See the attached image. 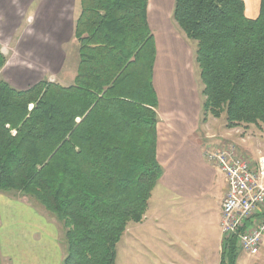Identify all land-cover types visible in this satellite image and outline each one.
Here are the masks:
<instances>
[{"label": "trees", "instance_id": "1", "mask_svg": "<svg viewBox=\"0 0 264 264\" xmlns=\"http://www.w3.org/2000/svg\"><path fill=\"white\" fill-rule=\"evenodd\" d=\"M78 1L72 83L18 90L0 79V193L25 196L56 220L60 264H115L162 176L156 48L148 0ZM172 20L195 42L202 121L264 126V0L254 19L244 0H174ZM5 64L0 47V71ZM224 253L221 264H235V238Z\"/></svg>", "mask_w": 264, "mask_h": 264}, {"label": "crops", "instance_id": "2", "mask_svg": "<svg viewBox=\"0 0 264 264\" xmlns=\"http://www.w3.org/2000/svg\"><path fill=\"white\" fill-rule=\"evenodd\" d=\"M72 1L77 8L75 19L71 16L72 19L68 21L71 35L80 13L79 1ZM32 2H28L30 7ZM256 2L259 3V0H253L252 3ZM244 3L246 16L256 18L258 11L250 15L247 13V4H252L251 0H244ZM54 4L59 13L65 1L54 0ZM173 4L174 0H148L147 19L154 36L156 59L157 54L165 52L170 54V58L163 59L162 67H166L164 63L168 61L169 68L184 70L183 63L174 59L175 52L167 46V38L162 37L167 34L164 16L169 9L172 14ZM17 12L13 0H0V28L9 30L15 21L13 15ZM24 13L27 11L24 10ZM45 28L48 29L49 26ZM160 29L162 30L159 31ZM36 53L41 55L45 52L40 49ZM157 63L155 71L153 70V87L158 93L156 159L162 168V176L151 193L143 220L140 223H130L121 240H124L128 249L135 245L137 258L144 263L221 264L225 257L220 232L221 204L227 191V183L217 168L206 161L204 149L209 146L218 148L223 143L232 142L255 162L259 152L264 150V139L256 140L254 145L257 146L251 147L248 141L250 136L243 133L257 128L250 126L244 129H226L224 123L218 126L215 122L219 119L212 117L203 122L202 98L192 94L191 88L188 90L184 74L182 73L183 78L179 81L163 79L160 82ZM20 74L21 80H2L18 90L38 83L21 87L28 83L26 79L30 76ZM74 76L75 72L70 81H73ZM59 84L68 86L71 82ZM165 87H169L167 93H159V90L165 91ZM189 91L191 95L188 94ZM258 132L264 135V127L258 128ZM4 196L0 197V216H3L7 224L5 229L9 237L2 232L3 220H0L2 264H7L5 259L9 261L11 258L14 259L12 264H60L62 256L58 259L56 245L53 242V246H50L49 236L33 237V231L39 224L33 209ZM255 219L264 221V206L256 213ZM133 232L136 233L135 236ZM4 238L7 240V249L3 247ZM235 264H264V234L258 254L250 256L238 249Z\"/></svg>", "mask_w": 264, "mask_h": 264}, {"label": "rangeland", "instance_id": "3", "mask_svg": "<svg viewBox=\"0 0 264 264\" xmlns=\"http://www.w3.org/2000/svg\"><path fill=\"white\" fill-rule=\"evenodd\" d=\"M30 1H33L31 7L28 4ZM64 1L65 5L62 7L59 6L60 12L57 13V6L54 4V0H13V4L17 7L18 11L15 15H13L15 21L7 31L0 28V46L4 56L6 57V64L0 71V79L4 78L11 80L15 78L21 80V72L30 76L27 79L25 78L29 84L24 83L21 85V87L24 88L30 86L32 83L34 84L39 82L40 80H47L62 84L69 82L72 83L70 80L75 72L77 64V44L73 38V35H71L68 21L70 22V19L72 18L75 19V9L77 6H74L72 0ZM252 2L253 0H251V3ZM47 3L48 5H46ZM258 6L259 3L257 2L252 4L248 3V15H250V13H256L258 11ZM27 7L29 8L26 9ZM24 10H26L27 13H24ZM171 15V9H169V11L165 13L164 16V24L167 27V34L162 35V37L163 39L167 38L165 39L166 41H164L167 42V46L169 45L170 49L175 52L174 59L176 58V60L183 63L184 70H179L172 67L169 68L168 61L164 63L166 64V67H162L163 59L166 57L170 58V54L167 55L164 52L157 54L154 71L158 61L157 75L160 79V82H162L163 79H175V81H179L184 77V79H187L186 86L188 90L191 88L192 94L201 97V84L193 56L195 42L188 40L183 35V33L179 31V29L174 24ZM71 16L73 17L71 18ZM41 21H43V25H41ZM47 25L49 26L48 29L45 28ZM161 30L162 29L159 31ZM153 32L155 33L156 31ZM160 34L163 33L161 32ZM40 49H43L45 53L41 55L40 53L37 54L36 51ZM182 73L184 74L183 77ZM153 78L155 80L154 72ZM167 89H169V87H165V91L160 92L159 90V93L166 94L168 91ZM191 92L189 91L188 94L191 95ZM200 101L202 102V99ZM223 121V119H219L215 123L220 126V124L224 123ZM249 127L250 126H248V128ZM253 127L257 128V130L253 128L252 131L249 133H243V135L248 134L250 136L248 141L251 143V147H256L257 145H254L256 140L263 141L261 139H264V135H261L258 132V128L264 126ZM228 143L235 145L232 142ZM235 147L240 154L247 158L249 157L246 153L240 151L236 145ZM3 195H5L4 197H10L17 202L26 205V207L33 209L39 220V224L36 225V229L33 231V237L39 238L49 236L48 242L50 246H53V242L56 245L58 259L59 256L63 257L65 247L64 238L56 220L25 196L20 194L0 193V197ZM0 220H3V216H0ZM6 227L7 224L5 220H3L2 232L5 233V236L8 238L9 234L5 229ZM133 235L135 236L136 233L133 232ZM5 238L3 240V247L7 249V240ZM6 249H3V251ZM13 261V258H11L9 261L8 259H5L7 264H12ZM115 264L154 263L152 261H147L144 263L138 260L135 245L128 249L124 243V240H121L117 244V256Z\"/></svg>", "mask_w": 264, "mask_h": 264}, {"label": "built area", "instance_id": "4", "mask_svg": "<svg viewBox=\"0 0 264 264\" xmlns=\"http://www.w3.org/2000/svg\"><path fill=\"white\" fill-rule=\"evenodd\" d=\"M203 154L227 183L221 204L220 232L224 245L235 238L242 253L257 255L264 234V221L255 219L264 206V150L255 162L240 154L231 143L206 147Z\"/></svg>", "mask_w": 264, "mask_h": 264}]
</instances>
